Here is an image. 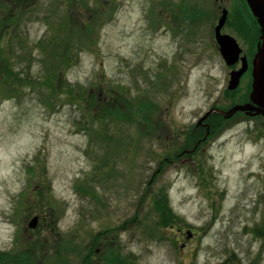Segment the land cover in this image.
Here are the masks:
<instances>
[{
	"label": "rangeland",
	"instance_id": "rangeland-1",
	"mask_svg": "<svg viewBox=\"0 0 264 264\" xmlns=\"http://www.w3.org/2000/svg\"><path fill=\"white\" fill-rule=\"evenodd\" d=\"M13 1L0 0L14 74L0 71V251L29 249L37 264H82L94 247L93 264H264V124L232 121L178 156L198 119L230 104L213 27L225 5L224 31L245 48L243 1ZM186 5L199 22L180 19ZM147 103L148 122L132 114Z\"/></svg>",
	"mask_w": 264,
	"mask_h": 264
},
{
	"label": "trees",
	"instance_id": "trees-1",
	"mask_svg": "<svg viewBox=\"0 0 264 264\" xmlns=\"http://www.w3.org/2000/svg\"><path fill=\"white\" fill-rule=\"evenodd\" d=\"M22 1L24 0H14L13 2H15V9L16 10L19 6L23 5ZM197 8H194L192 7L191 5H186L185 7H183L182 9H180L181 11H184L185 12V19L189 20L191 24H194V23H197L201 20L202 18V13H198L196 11ZM20 14V12H18L17 14H15V17L16 15ZM180 19L182 20L183 18L180 17ZM184 20V19H183ZM10 21L12 23H16V20L14 18L10 19ZM9 21H7V24H8ZM0 30H1V27H0ZM69 51H67V54H68ZM69 58H66L65 60V63L68 61ZM3 69V70H2ZM3 71L6 75H12L14 77V74L12 73V69H11V65L9 63V59L6 58V57H3V56H0V71ZM51 72V75L53 76L52 74V70H50ZM49 75V76H51ZM55 77V76H53ZM17 80H21L20 78L19 79H15V81ZM27 80V79H26ZM89 99L90 101L92 102L94 100V97H93V94L91 93L89 95ZM52 104V103H50ZM97 107V113L99 115H101V110H103V112H108L109 114L108 115H116L114 113V109H111L110 107H105V104H95ZM144 106L143 104L141 105V107ZM149 106V111H151L150 109V106H151V103H147L146 106L144 108H138L136 110H134V115H137V113L140 114L141 118L146 120L147 122L149 121L148 120V117H147V112H145L144 110H148ZM112 113V114H110ZM209 126H210V133L211 135H214L216 134L220 128H221V124L224 122V120L217 114H212L209 119L207 120ZM149 130L153 129L152 125L150 124L149 122ZM198 133V134H197ZM204 136V131H200L199 132H195V131H192L190 132L187 136H186V141H185V144L184 146L181 147L182 150L184 149H189V148H192L193 145L196 143V140L198 139V137H203ZM181 151V150H180ZM152 205H154V208L156 209V211L159 213V217H160V220H159V223L162 224L163 226L164 225H167L168 226L170 225V219L172 218L169 213V209L166 205V198H165V195L162 197V195H160L159 197H155L153 200H152ZM169 221V222H167ZM172 222V221H171ZM110 232V231H109ZM108 235V234H107ZM106 235V232H102L101 233V237H105L107 236ZM100 237V238H101ZM98 236L95 237V239L93 240L94 242H96L98 239ZM107 243V242H106ZM104 243L103 245L104 246H107V244ZM66 250H69L66 248ZM95 247L92 249V248H89L88 251L86 252V254L83 256L82 258V264H93V262H95V257H96V254H95ZM92 252V253H91ZM114 249L113 247H107V249L104 251L101 250V254H102V257H100L99 259H104L106 262H110L114 259H116L115 255L113 256V258L110 256V254L114 253ZM19 252L17 253H13V252H0V262L1 263H15V264H37L35 261H34V256L33 254L30 252V250L28 249L27 251H21L19 255H17ZM119 259L116 260V262L118 261ZM64 263V262H63ZM224 264H227V263H224Z\"/></svg>",
	"mask_w": 264,
	"mask_h": 264
},
{
	"label": "water",
	"instance_id": "water-1",
	"mask_svg": "<svg viewBox=\"0 0 264 264\" xmlns=\"http://www.w3.org/2000/svg\"><path fill=\"white\" fill-rule=\"evenodd\" d=\"M252 14L256 17L257 22L260 25L261 29V45L258 47V52L254 59V69H253V90L250 95L251 101L257 105L254 107L250 104L239 105L233 107L228 111L227 117H230L236 111H254L255 114L262 113L264 115V0H246ZM227 12L225 10L222 11V15L218 20L217 25L215 26V39L219 45L220 54L227 65L233 64L238 54L240 53V49L238 48L235 40L228 35L221 34V28L223 27L226 20ZM244 60L243 67L241 70L237 72H232L230 74V80L228 84V89H234L237 85L239 77L242 75L244 71ZM205 115L203 118L199 120L198 123H201L202 120L206 118ZM37 223V218L34 217L29 223V228H34Z\"/></svg>",
	"mask_w": 264,
	"mask_h": 264
},
{
	"label": "flooded vegetation",
	"instance_id": "flooded-vegetation-1",
	"mask_svg": "<svg viewBox=\"0 0 264 264\" xmlns=\"http://www.w3.org/2000/svg\"><path fill=\"white\" fill-rule=\"evenodd\" d=\"M254 22H255V26L251 27V29L248 30V32L246 33L247 35L245 34V39L247 40L245 42V48L239 44V41L236 40L240 48L242 49V53L240 54L239 59L236 60V62L230 68H226V74H228L230 71H235L240 69L243 62L242 58L245 57V71L240 78L238 87L233 91L235 92L236 98H238L235 100L237 104H245L250 102L249 94L252 90V80H253L252 60L254 54L256 53L257 46L260 44V29L257 26L255 20ZM224 27L222 28L221 33L234 37L229 31H224ZM227 79H225V81H227ZM238 117H241L239 119H247V118L256 119L261 123H264V117L262 115H252V114L246 115L245 113H241L239 114Z\"/></svg>",
	"mask_w": 264,
	"mask_h": 264
}]
</instances>
